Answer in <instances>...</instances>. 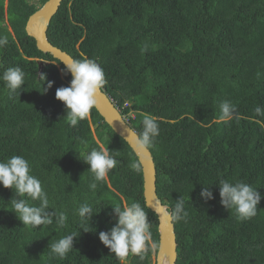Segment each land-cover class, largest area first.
<instances>
[{
    "label": "trees",
    "instance_id": "16d2710c",
    "mask_svg": "<svg viewBox=\"0 0 264 264\" xmlns=\"http://www.w3.org/2000/svg\"><path fill=\"white\" fill-rule=\"evenodd\" d=\"M46 1L0 0V36L8 39L0 47V75L9 67L25 73L15 93L0 80V160L27 159L47 193V211H63L68 221L63 228L23 225L11 212L15 193L0 186V264H120L98 239L116 222L111 206L141 203L157 243L158 219L145 205L142 170L131 168L137 157L95 108L76 127L64 117L55 91L71 75L25 32ZM47 37L73 59L83 54L100 65L102 90L122 115L134 113L129 124L136 132L141 113L158 118L150 150L157 196L169 207L183 197L188 212L173 221L176 264H264V126L255 122L264 117L254 112L264 108V0H63ZM48 81L54 84L44 93ZM225 101L236 108L230 121L221 118ZM101 146L119 163L92 191V174L78 153ZM220 179L257 189L255 217L240 220L220 204ZM202 187L214 199H201ZM84 203L95 214L88 232L77 214ZM72 232L78 233L73 250L61 259L50 245ZM156 251L143 261L130 255L127 264H152Z\"/></svg>",
    "mask_w": 264,
    "mask_h": 264
},
{
    "label": "clouds",
    "instance_id": "9594fccd",
    "mask_svg": "<svg viewBox=\"0 0 264 264\" xmlns=\"http://www.w3.org/2000/svg\"><path fill=\"white\" fill-rule=\"evenodd\" d=\"M7 43V37L0 36V47H5ZM147 48L148 45L145 44L141 51H147ZM60 63L64 64L62 74H70L71 80L67 87L56 89L55 99L64 105V117L69 125L76 127L79 121L86 120L90 116L96 105V98L107 84V80L100 65L83 54L79 59H69ZM40 79L44 81L46 77L41 75ZM0 80L5 82L7 89L15 93L24 85L25 73L20 67H9L0 75ZM53 84L54 81H48L43 92L46 93ZM112 103L114 104L113 101ZM220 108L222 119L230 121L235 118L236 108L231 102H223ZM254 112L257 116L264 117V108L257 106ZM140 116V131H130L126 135L137 152L145 153L155 147L160 128L157 117L148 113H141ZM255 122L264 126L262 120L258 119ZM78 156L82 157L79 159L88 165V171L92 174L88 184V188L92 191L98 188V183L103 182L119 163L113 153L104 146L90 151L82 150ZM131 168L137 173L141 171L140 164L135 160L131 163ZM0 186L11 189L15 197H18L10 200L11 212L23 225L33 229L53 223L58 228L66 226L68 216L65 212L47 211L49 204L47 193L41 181L32 175L29 161L23 156L13 155L6 160H0ZM218 188L220 204L227 210L234 209L238 219L247 220L257 215V205L262 196L256 188L240 180L231 182L227 179H220ZM200 197L204 201L214 199L210 187H202ZM29 199L39 201V206L29 204ZM111 208L116 222L110 230L100 232L98 239L110 253L118 258L120 264H127V258L130 255H135L143 261L149 253L157 250L158 243L153 239L148 212L141 203L133 201L123 205L116 204ZM159 210L166 218L176 222L185 220L188 216L183 197H178L171 207L161 203ZM77 214L81 220L82 230L92 231L89 222L95 215L93 207L88 203L81 204ZM77 235V232H72L52 243L51 252L61 259L65 258L73 250Z\"/></svg>",
    "mask_w": 264,
    "mask_h": 264
},
{
    "label": "water",
    "instance_id": "95a60500",
    "mask_svg": "<svg viewBox=\"0 0 264 264\" xmlns=\"http://www.w3.org/2000/svg\"><path fill=\"white\" fill-rule=\"evenodd\" d=\"M63 0H47L37 11L29 16L25 25V32L34 39L36 47L44 54H49L53 59L62 62L73 59L60 48L52 45L47 37L48 26L56 14ZM63 66L64 64L61 63ZM40 67L42 62H39ZM95 110L103 121L121 139H123L141 166L143 180V198L148 209L155 213L158 219V249L155 253V264H176L177 241L173 220L166 218L159 210L162 200L156 191V168L150 152H137L131 145L127 133L135 131L124 121L121 113L112 103V100L101 90L96 98Z\"/></svg>",
    "mask_w": 264,
    "mask_h": 264
},
{
    "label": "built area",
    "instance_id": "2783aa9c",
    "mask_svg": "<svg viewBox=\"0 0 264 264\" xmlns=\"http://www.w3.org/2000/svg\"><path fill=\"white\" fill-rule=\"evenodd\" d=\"M124 108L126 110L128 108V104L125 103L124 104ZM134 116H135L134 113L133 112H129V111L125 115H122L124 121L127 122V123H129V121H130L129 117L133 118Z\"/></svg>",
    "mask_w": 264,
    "mask_h": 264
},
{
    "label": "rangeland",
    "instance_id": "374dc122",
    "mask_svg": "<svg viewBox=\"0 0 264 264\" xmlns=\"http://www.w3.org/2000/svg\"><path fill=\"white\" fill-rule=\"evenodd\" d=\"M6 3H7V0H5V4ZM4 23H5V25L9 26L8 23H7L6 17H5ZM8 30L11 31L10 27H8ZM92 130H94V129L92 128ZM152 264H155V255H153V258H152Z\"/></svg>",
    "mask_w": 264,
    "mask_h": 264
}]
</instances>
